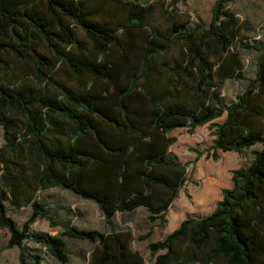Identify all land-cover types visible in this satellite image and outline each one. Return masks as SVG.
I'll return each mask as SVG.
<instances>
[{
  "label": "trees",
  "instance_id": "1",
  "mask_svg": "<svg viewBox=\"0 0 264 264\" xmlns=\"http://www.w3.org/2000/svg\"><path fill=\"white\" fill-rule=\"evenodd\" d=\"M122 5L130 30H151L139 62L130 67L127 58L121 65L108 58L121 45L124 25L97 20V9L87 0H0V129L6 151L0 154L1 181L11 203L32 210L20 228L0 196V229L10 235L8 248L20 249V264H46V255L69 264L68 237L95 245L89 264H146L131 249L127 233L65 224L59 235L33 236L30 231L39 218L52 220L38 194L60 189L94 202L109 225L117 214L143 208L151 224L163 227L190 166L171 158L177 140L170 134L178 129L194 134L209 125L214 140L208 157L214 161L218 152L247 155L257 145L263 149L233 173L232 188L223 191L210 215L186 219L163 241L150 243V261L264 264V47L238 43L228 32L238 20L229 0H215L209 28H190L191 15L179 21L172 13L166 35L146 25L154 11L149 0H124ZM78 28L93 43L90 53L78 38ZM176 42L183 45L181 62L159 66L156 58ZM40 43L54 56L42 53ZM210 43L224 52L233 48L240 54L245 49L259 53L255 78L229 106L220 104L223 83L236 77L230 70H217L207 52ZM6 55L17 60L12 63ZM30 62L43 86L29 92L17 81L6 86L18 67ZM62 67L78 79V89L57 78ZM124 72L126 85L120 82ZM12 110L26 122L12 117ZM29 242L39 247H29Z\"/></svg>",
  "mask_w": 264,
  "mask_h": 264
},
{
  "label": "rangeland",
  "instance_id": "2",
  "mask_svg": "<svg viewBox=\"0 0 264 264\" xmlns=\"http://www.w3.org/2000/svg\"><path fill=\"white\" fill-rule=\"evenodd\" d=\"M123 1L87 0L91 8L97 9L95 15L97 20L124 25L125 30L120 36L121 45L113 47L108 58L118 65H121L127 58V66L130 67L139 62L142 54L141 47L147 39L151 38V30L149 27L143 32L130 30L128 12L122 5ZM149 1L154 11L153 15L146 19V25L155 27L162 35H166L171 27L172 13H177L176 18L179 21H186L187 14L191 15L190 28L197 25L209 28L215 3V0H188L187 3L178 0L173 6L174 0ZM229 8L238 19L235 24L228 28V32L236 38V42L245 43L251 48H263L264 0H229ZM42 9L45 10L43 7ZM126 29H129L130 32ZM76 32L90 53L93 47L91 39L81 28H78ZM39 49L48 57L54 56L43 43H40ZM71 51L79 53L75 48H72ZM183 51V45L176 42L168 53L158 56L156 62L159 66L175 67L181 62ZM207 52L217 70H230L236 77L223 83L220 104L229 106L236 102L238 95L245 91L248 82L255 78L259 53L245 49L240 54L236 53L233 48L224 52L217 43H210ZM6 59L12 63L17 60L14 55H6ZM15 75V77L8 78L6 86L17 81L19 88L27 92L30 89L39 90L43 86L35 79L32 62L21 64ZM240 75L241 79H238ZM57 78L74 89L80 87L78 79L67 67L60 68ZM120 82L123 85L127 84V72L122 73ZM142 86L143 83L141 82L139 87ZM49 89L53 90L52 87ZM10 114L20 122H26L19 111L12 110ZM224 120L225 117L217 120L216 123H223ZM170 136L177 140L170 148L171 158L182 164L189 163L190 166L186 172L187 183L167 213L166 223L163 227L160 224H151L145 209L129 215L117 214L112 224L109 225L94 202L82 200L70 192L52 189L40 192L37 199L49 207L52 220L39 218L31 228L30 233L33 236L39 234L59 235L64 231L63 226L65 224H71L81 230H94L105 234L111 232L127 233L131 235V249L139 252L146 264H154L150 261L149 244L163 241L169 234L178 229L186 219H202L210 215L222 201L223 191L232 188L233 173L241 167L251 164L254 153L263 149L262 145H257L248 151L247 155L235 152H218L219 160L214 161L211 156L208 157L214 140L209 125L197 128L194 134H190L187 129H178L172 132ZM4 143L3 131L0 129V154L6 153ZM8 156L12 159L11 155ZM1 176L0 173V196L5 200L9 214L17 221L19 227L23 228L30 218L32 210L30 207H19L11 203L10 196L6 197L3 192ZM64 239L68 245L69 264L90 263L95 245L68 237H64ZM9 240L10 235L7 230L0 229V264H20V249L18 247L9 249ZM27 246L39 247L34 242L27 243ZM46 260V264H58L49 255H46Z\"/></svg>",
  "mask_w": 264,
  "mask_h": 264
},
{
  "label": "crops",
  "instance_id": "3",
  "mask_svg": "<svg viewBox=\"0 0 264 264\" xmlns=\"http://www.w3.org/2000/svg\"><path fill=\"white\" fill-rule=\"evenodd\" d=\"M141 209H143V208H141ZM141 209H138V210H141ZM138 210H137V211H138ZM137 211H136V212H137ZM146 212H147V211H146ZM147 217H148V213H147ZM148 219H149V218H148Z\"/></svg>",
  "mask_w": 264,
  "mask_h": 264
}]
</instances>
